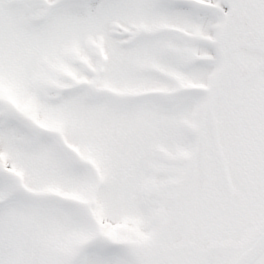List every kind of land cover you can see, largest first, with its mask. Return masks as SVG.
<instances>
[{"label":"snow or ice","instance_id":"6c2138e0","mask_svg":"<svg viewBox=\"0 0 264 264\" xmlns=\"http://www.w3.org/2000/svg\"><path fill=\"white\" fill-rule=\"evenodd\" d=\"M0 264H264V0H0Z\"/></svg>","mask_w":264,"mask_h":264}]
</instances>
